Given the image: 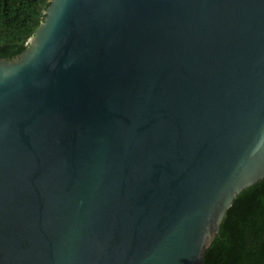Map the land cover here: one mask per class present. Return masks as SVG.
<instances>
[{"label": "water", "instance_id": "water-1", "mask_svg": "<svg viewBox=\"0 0 264 264\" xmlns=\"http://www.w3.org/2000/svg\"><path fill=\"white\" fill-rule=\"evenodd\" d=\"M264 178V0H49L0 55V264H201Z\"/></svg>", "mask_w": 264, "mask_h": 264}, {"label": "trees", "instance_id": "trees-1", "mask_svg": "<svg viewBox=\"0 0 264 264\" xmlns=\"http://www.w3.org/2000/svg\"><path fill=\"white\" fill-rule=\"evenodd\" d=\"M49 0H0V55L26 45ZM201 264H264V178L227 210Z\"/></svg>", "mask_w": 264, "mask_h": 264}]
</instances>
